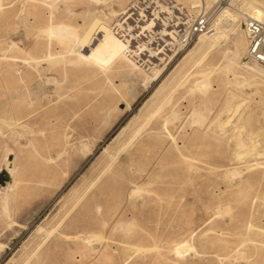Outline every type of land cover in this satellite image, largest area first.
Masks as SVG:
<instances>
[{"label":"rangeland","instance_id":"rangeland-1","mask_svg":"<svg viewBox=\"0 0 264 264\" xmlns=\"http://www.w3.org/2000/svg\"><path fill=\"white\" fill-rule=\"evenodd\" d=\"M20 1H3L0 58L13 42H27L18 25ZM134 1L78 0L72 6L76 18L68 19L82 33L93 18L115 27ZM174 1H166L168 11L161 16L167 30H174L170 22L182 11L191 19L206 14L225 35L193 57L188 53L199 36L187 47L172 41L171 57L150 74L149 83L138 71L108 68L111 63L99 68L91 59L87 64L94 76L83 65L55 62L28 75L27 65L0 59V119L6 121L9 107L23 114L33 110L37 117L31 129L23 130L0 120V177L8 162L17 172L11 188L0 187V264H264V83L250 76L249 68L258 65L245 59L244 19L226 26L231 14L252 11L234 0L209 2L207 9L193 7L191 0ZM139 56L134 57L145 67ZM199 57L204 61L196 68ZM9 64L20 66L14 71ZM206 78L205 94L194 82ZM36 84L43 95L30 90ZM171 91L165 113L177 112L175 125L170 122L167 130L160 119L119 159L114 182L102 191L96 187L86 205L78 204L86 184L139 124L135 117L142 119L156 99ZM42 102L49 103L48 109H42ZM195 108L204 115L200 126L190 116ZM249 120L259 152L233 160L229 135L238 130L244 136ZM234 168L240 170L239 178L233 176ZM44 172L47 182L36 186ZM240 177H248V184L234 185ZM237 226L245 233L239 235ZM94 236L101 240H88Z\"/></svg>","mask_w":264,"mask_h":264},{"label":"bare ground","instance_id":"bare-ground-1","mask_svg":"<svg viewBox=\"0 0 264 264\" xmlns=\"http://www.w3.org/2000/svg\"><path fill=\"white\" fill-rule=\"evenodd\" d=\"M3 1L4 0H0V14L5 12ZM76 1H78V0H22V1H20L22 3V4H20V6H22V8L20 7L21 13L18 16L19 17L18 25L23 30L22 31L23 34H21V36L23 35L25 37V39H27V42H25V45H23L22 43L13 42L12 45L8 48V50L5 51V53L7 52L6 54L3 55L4 52H1V55L3 56V58H0V59L2 61L13 62V63L17 62V63H20L21 65H27V67L31 69V70H29L28 75L33 74L34 72L40 71V69L48 66V62H55V63H58V65H62V67H67L68 64H71L73 66L83 65L86 67V68H84V71L85 72L90 71V76H94L95 71L91 70L90 66L87 64L88 60L91 59L93 61V63L96 66H98L99 68H102V66H105L108 63H111V65L108 68H113V67L119 68V69L128 68L129 70L138 71V72L142 73V75L144 76L145 82L149 83L151 78H152V76H150V74L155 75L159 71V69L164 65L162 62L165 59V57H169V58L171 57L170 54H171V51L173 50L174 44L171 45L170 40L175 37V32H174V30H170V29L167 30L165 27H163V28L160 27L159 23H158L159 20L163 22L162 17L165 16V14L163 12L168 11L167 7L165 6V4L168 5V2H166L168 0H164V4H161L160 1L152 2V7H154L153 17H149L147 20L139 21L140 20V14L142 13V9H134L133 10L132 5H131L127 8L126 11H124L126 13V15H124V19L118 21V23L116 24L115 27L109 26L108 24L104 23L103 21L99 20L98 18H96V19L93 18V24L92 23H91V25L89 24L87 27V30L83 33L80 31L78 23H76L75 21L74 22L71 21L72 19L76 18V14L74 12V9L72 8V6L75 3H77ZM102 1L104 2V0H102ZM206 1L207 2L205 3L204 0H191V3L193 5V7L198 8L199 6H203V8L207 9V7L210 5L208 3L214 2L216 0H206ZM234 2H236V4L238 3L246 11H249V10L252 11V14H250V15L245 14L244 16H240V17H239V15H232L231 14L232 18L229 19V21L227 20L228 22L226 21L227 22L226 26L228 28L238 26L240 21L243 19H244V21L249 20V19L257 20V21H264V0H234ZM60 5H64V8L62 10L59 9ZM231 5H232V3L230 4V6ZM171 6H173V9L175 8V5L171 4ZM179 11H180V9H179ZM224 12L228 13L229 7H225ZM241 13H243V12L241 11ZM68 18H72V19L70 20ZM142 21L147 22V24H144ZM136 22L138 24H135ZM215 24H216V22H215ZM216 26L217 27H215L216 29L211 36H209L208 34H205V35H200L198 37L199 38L198 43L189 51L188 56L193 57L197 50L200 51V50H203L204 48H208L209 46H211V43L213 41H216V39L218 40L219 37H222L225 35V33L223 34V32L225 30L224 31L220 30L218 25H216ZM153 27H154V30H152V31H154L155 33L150 36L149 40L146 41V37H144L139 31L141 29L146 30L148 28H153ZM120 30H123L122 31L123 33ZM157 30H159V32ZM22 32H20V33H22ZM9 36L10 35H8V37ZM16 36H17V32H16ZM135 39L140 40V41H137L138 43H140L139 49H137V50L134 49L135 48L134 44H136L134 42ZM23 41H24V39H23ZM213 44H215V43H213ZM31 45H33V47H31ZM38 45H41V47L38 48ZM175 45H176V43H175ZM36 46H37V48H36ZM177 47H178V45H177ZM13 51H14L13 54H15V55H13L11 53ZM137 51H139L140 53ZM141 54L144 55L145 59L144 60L141 59L140 58L141 56H139V58H140V60H143V63H147L145 67L148 66V68H145L143 66V64H140L139 61L137 60V58L134 57L135 55L138 56ZM236 55H238V54H236ZM201 61H204V59L202 60L200 57L196 58L194 60V66L197 68V66L201 63ZM20 64H9L8 67H9V69H12L15 71L17 68H19ZM258 66L249 68L251 79L260 78V80L264 83V69H262L261 66L260 67H258ZM208 73L211 74L210 71H208ZM134 74H135V72H134ZM187 75H189V74H187ZM200 75L202 76V73ZM206 75L205 76L203 75V76L206 77ZM161 76H162V74H161ZM181 79L183 81L184 78H181ZM185 80L187 81V79L185 78L183 82H185ZM55 81H56V79H55ZM155 81H157V80H155ZM182 81L179 80V82H182ZM201 81L202 80H200V82L195 81L194 82V88H196V89L198 88V89H200V91H204V93L206 94L207 93V87H208L207 78H206V80L203 79V81L202 82ZM37 84L32 86V88L30 90H32V91L35 90L36 93H37V90L42 91L43 89H38ZM78 84H79V82L75 81L74 86L77 87ZM176 84L178 85V83H176ZM182 84L183 83L179 84V86ZM38 85L40 88V84H38ZM244 85H243V87H244ZM165 86L166 85H162L160 88H158L157 92H155V95L153 97H151L150 102L154 101V98H156L155 96H158L157 94H159L160 91ZM23 91L24 90L21 89L19 96L24 97V95H26ZM41 91H40L41 94L45 93V90H43L42 92ZM172 91H174V90L172 89ZM172 91H171V93L168 92V93L164 94L163 97L156 99V101L154 102V107L148 113H146L142 119H140L139 117H135L136 119H134V120H140V121H138L139 124L138 125L134 124L135 127L131 130L129 137H127V139L122 141V143L120 144L117 151L115 153L111 154L110 158L104 163V165H102V167L100 168L98 173L86 184L85 189L83 190L81 196L79 197L78 204L86 205V203H88V201L91 200L93 198V196L96 195V193L93 192V190L96 187L101 188L100 191H102L104 185H106L110 182H114V180L116 179V174L117 175L119 174L118 169H120V166H121L119 159L123 155H125L127 153V151H129V146L132 145V143H134L135 141H137L139 139H142L144 137V134L149 132L150 130H152L154 128V126H158L160 119L162 121V124H159V125L165 126L167 130L169 129V128H167V125H169L170 122L172 123L173 120H175V121L178 120V119H176L178 114L175 110H171L169 114L165 113L166 108L170 104V101L172 98ZM135 96H136V94H135ZM48 104H49L48 102H42V104H41L42 109L43 108L48 109L47 108L49 106ZM169 107H170V105H169ZM33 113H34V111L30 110V111L24 112V114H23L22 110H17V107L15 109L12 107L11 108L9 107L7 110L6 121H4L3 119L2 120L4 121V124L6 123L13 128L14 127H17V128L21 127V129L22 128H30V127H33L37 121V117H34ZM191 113L195 114V115L191 114L190 116L193 117V120H194V118H196L197 125L200 126L199 123L204 124L205 119H204V115L202 114V112L198 111L195 108L194 112H191ZM153 119H154V121H153ZM175 121H174V123H175ZM130 123H131V121H130ZM174 123H172V124H174ZM248 123H249V125H245V127H244V131H245L244 136H243V132L238 131V130H237V132L235 131L229 135V140H232L231 142L229 141V143H230V151H231V155L233 157V160L239 159L243 155L249 156L252 154H258V152H259V148H258L257 143L255 142L254 136H253V133H254L253 124L251 123L250 120L248 121ZM232 127H234V126H232ZM125 128L126 127L123 128V130H122L123 132L126 130ZM237 128H239V126ZM120 137H122V136H120ZM146 137H150V136H146ZM112 146H113V144H112ZM260 146H261V144H260ZM132 148L130 146V149H132ZM106 152H107V149H105V153ZM58 157H60V156H58ZM15 170H17V169H15ZM239 171H238V168H234L233 173L232 172L231 173L235 177V175L238 176ZM16 173L14 172L13 163L8 162L7 167H6L3 175L0 177V180L7 182V185L6 184L4 185V183L1 182L0 187L3 189H6V187L11 188L12 187L11 183H12V180L15 178ZM45 174L46 173L44 172L38 178L35 179L34 182H35L36 186H42L47 182ZM229 175H230V173H229ZM230 176H232V175H230ZM233 176H232V178H233ZM237 178H239V176ZM234 180H233V183H234ZM246 182L248 184V182H249L248 177H240V179L237 180L234 183V185H240V184L246 183ZM238 194L244 195L242 200H244L247 197L246 191L244 189H241L238 192ZM247 226L248 225H244L245 229ZM250 226L252 227V225H250ZM253 227H252V229H253ZM238 228H240V226H237L235 229H236V231H238V233L240 235V234H242V231H244V230H239ZM248 230H250V228ZM262 231H264V230H262ZM244 233H245V231H244ZM100 238H101L100 236H96L95 238H88V240L89 239H90L89 241L98 240V242H99ZM245 243H246V240H245ZM182 248H184L182 245L177 247V249L179 251H180V249L182 250ZM260 248L264 249V246H260ZM250 249L251 248L248 245L245 247V251H249ZM261 257H262V259H264V255H262Z\"/></svg>","mask_w":264,"mask_h":264},{"label":"built area","instance_id":"built-area-1","mask_svg":"<svg viewBox=\"0 0 264 264\" xmlns=\"http://www.w3.org/2000/svg\"><path fill=\"white\" fill-rule=\"evenodd\" d=\"M159 1V0H156ZM153 0H135L132 9H142L140 14V20H147L149 17H153L152 7ZM156 5V4H155ZM144 24L147 22L142 21ZM141 23V22H140ZM159 26L163 28L162 21L159 20ZM174 26L175 37L170 38L171 45L176 43L178 46L187 47L191 45L195 39L200 35L212 34L215 31L214 26L209 20L206 14L195 16L193 19L188 18L183 12L176 15L175 20L170 22ZM135 24H138L137 22ZM137 27V26H136ZM153 28L141 29L139 32L146 37V41L149 40L150 36L155 32ZM121 32L123 30H120ZM159 32V30H157ZM244 32L247 38V49L245 59L249 63L257 64L264 67V22L257 20H246L244 21ZM123 33V32H122ZM121 33V34H122ZM138 35V34H137ZM139 39H135L134 49H139ZM139 52V51H137ZM133 54V53H132ZM137 56V55H135ZM139 56V55H138Z\"/></svg>","mask_w":264,"mask_h":264},{"label":"water","instance_id":"water-1","mask_svg":"<svg viewBox=\"0 0 264 264\" xmlns=\"http://www.w3.org/2000/svg\"><path fill=\"white\" fill-rule=\"evenodd\" d=\"M0 182L4 183L5 181H1V180H0Z\"/></svg>","mask_w":264,"mask_h":264}]
</instances>
